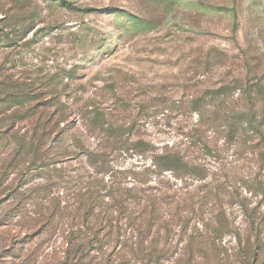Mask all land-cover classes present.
<instances>
[{"label": "rangeland", "instance_id": "obj_1", "mask_svg": "<svg viewBox=\"0 0 264 264\" xmlns=\"http://www.w3.org/2000/svg\"><path fill=\"white\" fill-rule=\"evenodd\" d=\"M111 174L100 209L133 222L97 237L124 258L80 257ZM139 239L132 264H264V0H0V264H127Z\"/></svg>", "mask_w": 264, "mask_h": 264}, {"label": "trees", "instance_id": "obj_2", "mask_svg": "<svg viewBox=\"0 0 264 264\" xmlns=\"http://www.w3.org/2000/svg\"><path fill=\"white\" fill-rule=\"evenodd\" d=\"M69 153L70 152H67V150L62 152V154L64 155L65 158H67L70 155ZM84 153H85V151L82 149V146H80L79 152L77 155H84ZM103 156L104 155L102 154L100 158H102ZM88 157L91 158L92 155L88 154ZM98 160L99 159H96L95 161L97 162ZM155 163H156L155 169H158L161 172H166V171L178 172V171H181L182 169H186V166L183 162V158H181V156L175 155L171 152L162 153L161 156L156 159ZM105 165H106V163L103 160H101L99 162V169H97V171L99 173L102 172L103 169L105 168ZM53 170L56 171L55 168ZM119 185L120 184L116 182V178H114V175L111 174L108 183H105L104 178L102 177L100 180L95 181L91 187H89L90 191L88 190L84 195L81 196V200L79 202L80 208L77 209L78 215H77L76 219L77 220H79V219L85 220V219L90 218L92 224L94 226H97V228L94 231L92 241H88L86 246L84 243L81 242L74 249L75 252L76 251L81 252L80 257L88 255L89 250L94 251L97 255H103L110 248L109 252L113 257H118L119 259L124 258L123 254L119 253L120 249H122V248L126 249L127 248V245L124 241L119 242L118 239H116L114 245H111V247L109 246L106 249H103V244L101 243L102 241L100 240L99 237H97V234L99 233V230H101V229L105 230L107 228L109 230V232H111L113 229L120 228L118 226L117 222L119 223L124 218H125V220H127V224H130L131 222H133V220H130L129 218L126 219V216H123L124 211H125V209H123V208L122 209L117 208V210H115L114 213H113V207L112 206L105 207L104 210L100 209V204L98 202V194L102 191L107 190L106 194H108L109 196L116 195L117 191L120 189ZM42 189H44L46 191L47 186H42ZM132 189L133 188L128 189L127 187L122 188L123 191H128V192H130ZM62 213H63L62 211L59 212V214H62ZM141 213L142 212H140L138 216H140ZM54 214H55V212L52 211L48 215L47 219L52 218ZM150 215H151V217L149 219H145L146 227H145L143 233H144V235L146 234V236L150 235V230L152 228L151 226H152V224L154 225L153 212H150ZM92 228L93 227H91L90 229H92ZM130 229L134 230V231H138V228L135 227L133 224L130 225ZM138 235L140 236V233ZM141 238L143 240V235H141ZM69 245H71V244H69ZM142 247H143V243H140V239H139V241L135 244V248L131 250L132 256H131L130 260H126L124 263L132 264L133 261L135 262L138 258V255L140 253H142V251H143ZM116 248H118V249H116ZM122 262H123V260H122Z\"/></svg>", "mask_w": 264, "mask_h": 264}]
</instances>
